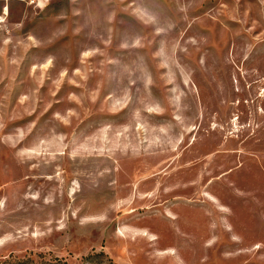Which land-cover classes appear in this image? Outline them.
<instances>
[{
  "label": "rangeland",
  "instance_id": "rangeland-1",
  "mask_svg": "<svg viewBox=\"0 0 264 264\" xmlns=\"http://www.w3.org/2000/svg\"><path fill=\"white\" fill-rule=\"evenodd\" d=\"M0 264H264V0H0Z\"/></svg>",
  "mask_w": 264,
  "mask_h": 264
}]
</instances>
